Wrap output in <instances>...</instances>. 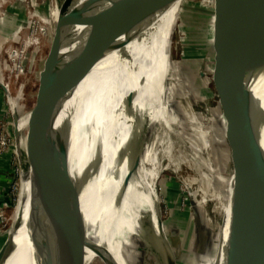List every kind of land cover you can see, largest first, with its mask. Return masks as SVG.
<instances>
[{"label":"bare ground","instance_id":"obj_1","mask_svg":"<svg viewBox=\"0 0 264 264\" xmlns=\"http://www.w3.org/2000/svg\"><path fill=\"white\" fill-rule=\"evenodd\" d=\"M12 1L0 0V12ZM78 1L82 3L84 0ZM129 1L131 2V0ZM129 1L110 0L100 4L103 9L106 8L108 20H110V14H112L111 23L108 22L106 27L108 38L105 54L99 67L91 73L89 80L87 79L88 83L85 84L84 81L76 91L77 99L81 94V104L86 106L88 111L91 112L90 114L93 113L97 118V122L93 121L92 125L97 124L96 133L100 136H97L94 132V135H92V131L90 133L93 139L97 140L98 152L100 151L101 154V168L96 170V173L91 171L84 179L81 207L86 217L85 234L94 235L99 243H104V246L111 253H114V256L116 254L122 257H132L136 264H161L158 263L159 261L153 254L158 252L162 244L170 249L171 246L168 244L164 226H159L158 221V218L161 217L158 214L157 175L161 172L157 170L158 166L155 165V156L162 154L157 163H162V160L166 159L168 168L179 173L180 182L186 184L187 190L190 191L192 208H195V211H197L199 204V201H197L199 193L202 194L203 192V201L209 199L210 196L211 198H217L218 201L221 199L218 194H216V197L212 196L209 190L206 189L197 192L191 187L193 183L189 184L186 178L182 176L180 157L174 152L175 149L170 134L178 130V127L182 129L178 124V120L174 117L175 111L178 110L187 122L186 129L181 132L192 152L188 151L192 157L193 169L203 168L202 179H205V184L206 179H208V188L212 185L211 178L215 174L218 175L221 183L225 182V178L219 173L209 155L212 147L210 138H213L211 130L203 125L204 123L201 122L196 110L188 102L189 100L187 101L186 92L181 86L176 85V83L179 84L180 79L177 74L178 64L173 61L172 47L175 46L173 35L178 24L177 12L173 11V5H171L164 11L158 10L154 16L149 18L143 15L145 10L134 8L135 13L126 17L124 10ZM133 1L137 3V0ZM231 1L235 8H239L238 0ZM50 2L53 4L56 0H50ZM25 3V11L30 26L32 29L37 26L41 27L37 17L32 15L28 2ZM58 10L66 13V8L63 10L59 6ZM245 12L253 15L249 6L242 11V13ZM89 14L84 16V20ZM51 15L52 13L49 11L50 24L54 25ZM244 20L247 21L246 17H244ZM248 23L249 21L245 22V25ZM82 29V27H79L78 32ZM96 29L97 27L87 29L78 39L80 48L88 51L90 62L92 61L94 40L97 34ZM55 31V39L60 49V66L61 69H64L63 65L68 56L62 47L63 40L61 41L57 34V29ZM122 31L123 34L121 35ZM248 31L252 36V31L250 29ZM24 32L21 30L19 33L22 35ZM22 41L25 42L26 38ZM23 45L28 46L27 41ZM7 47L1 58L7 59V62L11 65L9 74L16 77L24 59L23 53L27 48L25 47L23 51H20ZM2 75L5 76L4 61L0 60V77ZM6 91L9 100L14 103L12 113L15 114L17 107L11 88L7 86ZM67 91L60 95V105L62 104L66 110L63 118L58 119L59 126L55 128V131L59 133L65 123L71 121V128L73 129L71 138L74 149L70 153V170L75 179H79L89 160L88 158L91 156L90 151L93 141L90 139V143L88 141L85 148L81 146L83 141L77 144L78 147L75 145L74 131L78 119V103L76 105L74 93L67 94ZM254 94L264 107V76L262 91ZM251 111L257 112L258 110L253 107L239 110L232 109L230 112L236 130L243 134L244 141H246L244 144L248 146L251 145L252 141L244 121ZM263 121L264 114L262 118L258 119V135L261 139L264 132ZM18 124L20 131L27 130L28 126L32 127L34 125L32 121L30 122L29 116L20 119ZM51 128H53V125ZM162 140L165 141L162 147L164 152H158L153 145L159 144ZM25 141L23 139L21 147L25 146ZM262 142L264 143V139H262ZM223 144L229 146L227 141ZM75 146L77 151H75ZM226 151L228 152L227 149ZM36 153H38L37 150ZM125 157L133 158V164ZM21 161L24 162L22 157ZM32 162L33 169L37 171L39 166L35 164L34 159L31 160ZM121 162L123 167L116 186L122 184L125 188L126 201L122 205L120 200L115 197L113 181V169L120 167ZM125 163L128 164V167H125ZM127 172L129 175L126 177ZM25 174L23 171L22 182L24 188L21 198L25 217L23 220L20 219L22 224L17 226L14 237L10 236L11 239L1 255L0 264H58L60 255L58 239L51 238L46 233L49 230L45 226L44 233H39L35 229V226L37 228L38 225L37 222L39 223L41 220L38 212L41 198L36 194L31 199L30 187L25 186ZM137 176L140 178L138 182ZM130 182L134 186L130 185ZM226 199L228 204L227 206L223 205L221 209L225 218L226 231L229 232L231 227L230 203L235 202V197L230 189L226 194ZM124 222L128 230L125 229ZM129 232L132 233H130L131 236ZM128 236L132 237L133 241ZM84 251L82 257H84ZM223 257H221L219 264H223ZM171 261L168 264H174ZM203 264H215V261L210 258Z\"/></svg>","mask_w":264,"mask_h":264},{"label":"rangeland","instance_id":"obj_2","mask_svg":"<svg viewBox=\"0 0 264 264\" xmlns=\"http://www.w3.org/2000/svg\"><path fill=\"white\" fill-rule=\"evenodd\" d=\"M63 1L56 0L52 4L50 0H13L0 12V60L4 61L5 71V76L2 75L0 77V84L5 89L7 86L11 88L17 107L14 115L12 113L14 103L7 98L8 95L7 97L5 96L3 89L0 87V112L2 113L0 115V133H4L9 142L8 151L0 159V164L4 165L2 169L6 181L3 194H5L4 196H10L8 206L0 213L1 242L9 234L14 237L17 226L22 224L21 220L25 217L23 205H21L24 188L22 182L23 171L26 173L25 186L30 187L31 195L34 185L30 173L29 164L31 163V158L29 157L32 156L35 148L32 143L38 141L40 132L37 128L31 126H28L27 130L20 131L18 129L19 131H16V125H19V120L22 118L29 116L30 122L37 118L36 112L39 111L41 101L48 94L50 75L56 73V76L62 77L57 63L59 56L54 47L55 29H57V34L61 38V41L63 40L62 47L68 56L67 61L63 65L64 69H68L70 64L68 52L69 40L66 35V13L58 10L59 6L63 8L61 3ZM25 2H28L32 15L37 17L39 24L41 23V27L37 26L32 29L30 26V21L25 11ZM215 2V0H178L172 4L173 11L178 14V24L173 35L175 46L173 45L174 47H172V57L173 61L178 64L177 74L180 79L179 84L176 83V85L181 86L184 92H186L187 101L189 100L188 102L196 110L201 122L204 123L203 125L211 130L213 138H210L212 147L209 155L213 159V164L217 167L219 173L225 178V182L221 183L218 175L215 174L212 177L213 179L210 177L212 185L209 184L210 187L208 188V179H206V184L205 179H202L203 168L199 170L193 169L194 165L190 154L192 152L181 132L186 129L185 125L187 122L178 110L175 111L174 117L178 120V124L182 129L178 127V130L170 134L175 149L174 152L180 157L182 176L186 178L189 184L193 183L191 187L197 192L206 189L209 190L212 196L216 197V194H218L221 197L219 202L217 198H211L209 194V199L203 201L204 194L203 192L202 194L199 193L197 198L199 204L197 211H195V208H192L193 203L190 191L187 190L186 184L180 182L179 173L176 170L171 171L168 168L166 159H163L162 163H157L162 154L155 156V165L158 166L157 170L161 172L157 175L158 214L161 217L160 219L158 218V221L163 223L168 244L171 246L170 250L171 252L174 251L178 264H203L210 258L214 259L215 264H219L222 256H224L222 263L229 264L233 257L234 238L230 230L229 232L226 231L225 218L221 207L228 204L226 199L228 190L233 191L237 189L239 176L234 175L232 151L229 146L227 147V145L224 146L223 144L226 141V125L222 123L224 121L223 110L213 78L215 60L212 39L214 38L215 29L214 19L211 20V17ZM49 11L52 13L51 20L54 25L50 24ZM247 20L252 23L250 24L252 36L260 33V25L256 17H248ZM247 25L246 29L248 31L250 26L249 24ZM21 30L25 31L22 35V32L19 33ZM230 37L231 44L236 45L237 41L234 39L232 33H230ZM24 38H26L28 46L23 45L26 42L22 41ZM6 47H12L20 51H23L25 47L27 48L23 53L24 59L16 77L9 74L11 65L7 62V59L1 58ZM260 66L264 72V59ZM263 72L253 82V93L257 94L262 91ZM202 73L204 74L203 76H201ZM87 83L88 81L86 80L85 84ZM74 96L77 105L76 91ZM66 103L68 102L66 101ZM58 107L60 109L58 108L55 114L56 122L53 123V128H50L48 131V141L45 148V152L50 153V156L48 155L49 160L46 156L41 157L42 168L43 161L45 160L47 161V166L49 164L50 167L54 150L62 139L63 132L60 130L58 133V131H55V128L59 126L58 119L63 118L66 108L62 104L60 105V102ZM16 132L18 133L16 134ZM23 139L26 140L25 146L21 147ZM160 142L153 146L158 152H164L162 147L165 141L162 140ZM21 157L24 159V162L21 161ZM125 159H128L131 163L133 161V158L131 159L130 157H125ZM122 167L123 164L121 162L120 167L113 169L114 194L120 200L121 205L126 201V195H124L125 188L122 184L116 186V183H118L121 176ZM125 167H128L127 163H125ZM132 167L135 168L134 166ZM42 173L45 172L43 171ZM128 175L127 172L126 177ZM45 178L46 175H44ZM139 179L137 176V182ZM130 185L134 186L131 182ZM201 201L205 204L201 203ZM124 227L128 230L125 222ZM10 236L9 240L11 239ZM130 236L128 237L130 238ZM115 237L114 233V239ZM130 239L132 240V237ZM84 244V264H107L101 255L96 253L101 247V243H99L94 235H86ZM119 256L116 254L114 256L119 264H136L132 257Z\"/></svg>","mask_w":264,"mask_h":264},{"label":"water","instance_id":"obj_3","mask_svg":"<svg viewBox=\"0 0 264 264\" xmlns=\"http://www.w3.org/2000/svg\"><path fill=\"white\" fill-rule=\"evenodd\" d=\"M109 1L84 0L79 3L78 0H64L61 2L62 7L66 8V34L69 40L70 64L68 69H61L60 57L58 58L57 63L62 77L56 76L54 73L50 75L48 94L41 101L39 111L36 112L37 118L31 120L35 122L32 127L37 128L40 132L38 141L32 143L35 148L32 156L29 157L31 160L34 159L35 164L39 166L35 171L33 162L32 164L29 162L30 173L34 181L31 199L36 194L41 198L38 211L41 220L39 223L37 222L38 225L37 228L35 226V229L39 233H44L45 228H48L49 233L47 231L46 233L51 238L58 239L60 244L58 264H84L85 258L82 257V254L85 248L86 217L81 207L83 183L91 171L96 173V170L101 168L98 142L92 137L94 133L100 136L96 133L97 124L92 125L97 118L93 113L90 114L91 112L86 106L81 104V94L77 99L78 119L74 131V143L77 145L83 141L81 146L85 148L88 141L90 143V139H92V148L95 149L91 148L89 158L86 156L90 163L88 160L80 178L75 179L70 170V153L74 149L71 138L73 131L71 121L66 122L61 130L63 132L62 139L54 150L50 167L49 164L47 166L46 160L43 163V168L41 167V157L46 156L48 159L50 154L45 152V148L48 131L56 122L55 114L58 108L60 109L58 107L60 95L63 92L66 93L67 90V94L70 92L75 94L81 84L87 79L89 80L91 73L99 67L104 57L108 38L106 27L108 22L111 23L112 14L108 20L106 8L103 9L100 4ZM176 1L178 0H137L136 3L131 0V2H127L124 13L128 17L129 14L135 13L134 8H138V10H145L143 15L150 18L158 10H166ZM215 1L216 55L213 78L223 110L224 121L222 123L226 125L225 139L234 158V175L239 176L237 189L232 191L235 202L230 203V232L234 242L233 257L229 264H264V143L262 142L264 132L262 139L258 135V119L263 117L264 107L252 92L251 87L257 76L263 72L260 65L263 61L264 51V0H238L239 8H235L231 0ZM247 6L250 7L260 25V33L255 36L248 33L244 16L241 14ZM88 13H90L89 16L84 20V16H87ZM79 27L83 28L80 32H78ZM96 27L97 34L90 62L88 51L80 48L78 39L87 29ZM230 33L237 41L236 45L231 44ZM54 47L59 56L60 49L56 39ZM203 75L202 73L201 76ZM0 87L7 97L5 87L1 84ZM253 107L258 111H251L244 121L252 141L248 146L244 144L246 141H244L243 134L236 130L230 112L232 109ZM16 131H19L17 125ZM90 131H92V135ZM36 150L38 153L35 154ZM75 151H77L76 146ZM43 171L45 173H42ZM44 175H46L45 179ZM160 225H163L161 221H159ZM9 236L0 249V259L7 247ZM96 253H99L107 264H118L106 246L101 244ZM153 255L159 261L158 263L164 264L165 261V264H168L172 260L174 264H178L174 251L171 252L170 248L164 244Z\"/></svg>","mask_w":264,"mask_h":264},{"label":"built area","instance_id":"obj_4","mask_svg":"<svg viewBox=\"0 0 264 264\" xmlns=\"http://www.w3.org/2000/svg\"><path fill=\"white\" fill-rule=\"evenodd\" d=\"M213 75H214V70H213ZM8 147H9V142L7 136L4 133H0V159L4 154L7 153ZM4 195L5 194L1 196L2 199L0 201V213L8 206V203L10 202V196L9 195L4 196ZM0 223H1V215H0ZM0 234H2L1 229H0Z\"/></svg>","mask_w":264,"mask_h":264},{"label":"crops","instance_id":"obj_5","mask_svg":"<svg viewBox=\"0 0 264 264\" xmlns=\"http://www.w3.org/2000/svg\"><path fill=\"white\" fill-rule=\"evenodd\" d=\"M241 14L244 16V17H246V19L248 18V17H254L255 18V16L254 15H252V14H249V13H247V12H245V13H242L241 12ZM212 19H214V29H215V32H214V38L212 39V42H213V47H214V57H215V55H216V48H215V33H216V17H215V11L213 10L212 11V17H211V20ZM248 21V20H247ZM247 21H245V22H247ZM250 24H252L251 22H249ZM248 23V24H249ZM249 24V26H250V30H251V25ZM252 31V30H251ZM0 163H1V160H0ZM3 166L4 165H2V164H0V201H1V196H2V194H3V192L5 191L4 189H5V185H6V181H5V178H4V175L5 174H3ZM1 241H0V246H1Z\"/></svg>","mask_w":264,"mask_h":264},{"label":"trees","instance_id":"obj_6","mask_svg":"<svg viewBox=\"0 0 264 264\" xmlns=\"http://www.w3.org/2000/svg\"><path fill=\"white\" fill-rule=\"evenodd\" d=\"M1 114H2V113L0 112V115H1ZM129 233H131V232H129ZM131 234H132V233H131ZM5 240H6V239H4V241L1 243L0 249H1V247L3 246Z\"/></svg>","mask_w":264,"mask_h":264}]
</instances>
